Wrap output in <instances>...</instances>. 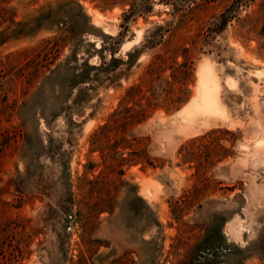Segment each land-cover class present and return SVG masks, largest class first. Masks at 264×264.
I'll return each instance as SVG.
<instances>
[{
	"label": "rangeland",
	"instance_id": "374dc122",
	"mask_svg": "<svg viewBox=\"0 0 264 264\" xmlns=\"http://www.w3.org/2000/svg\"><path fill=\"white\" fill-rule=\"evenodd\" d=\"M0 264H264V0H0Z\"/></svg>",
	"mask_w": 264,
	"mask_h": 264
},
{
	"label": "bare ground",
	"instance_id": "6f19581e",
	"mask_svg": "<svg viewBox=\"0 0 264 264\" xmlns=\"http://www.w3.org/2000/svg\"><path fill=\"white\" fill-rule=\"evenodd\" d=\"M198 86L197 95L183 111L184 122L191 123L198 116L208 117L221 112L217 93V78L208 65L203 66L200 70Z\"/></svg>",
	"mask_w": 264,
	"mask_h": 264
}]
</instances>
